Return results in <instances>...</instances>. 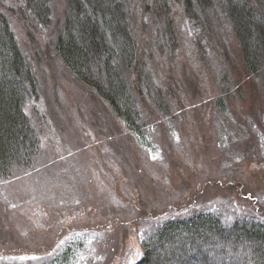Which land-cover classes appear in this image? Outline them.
<instances>
[{
  "label": "trees",
  "instance_id": "trees-1",
  "mask_svg": "<svg viewBox=\"0 0 264 264\" xmlns=\"http://www.w3.org/2000/svg\"><path fill=\"white\" fill-rule=\"evenodd\" d=\"M62 2L64 19L54 36L51 53L81 86L77 89L68 88L70 96L86 89L103 106L105 104L109 115L119 118L124 127L135 133L142 143H147L145 129H153L160 121L167 120L164 117L171 124L169 132L174 129L173 119L176 118V110L179 111L178 97L175 95L172 98L170 93L175 85L181 88V80L169 70L173 55L187 54L189 58L194 55L199 58L193 60L198 61L200 55L204 54L201 48L207 47L211 49L212 56L228 65L232 64L233 58L238 59L241 68L238 77L231 81L230 88L225 74L218 75L217 79L220 86L214 101L226 109L227 100H237V94L244 98L243 84L247 80L264 77V0ZM17 7L25 21L47 28L52 21L53 0H0L1 180L16 177L19 173L28 174L30 172L27 171L33 167L48 164L39 165L46 154V150L42 149L43 139L54 131V122H64L68 118L65 105L60 107L63 114L59 116V105L66 90L61 88L62 97L58 96L55 104L48 103L44 86L46 80L41 76L43 71H39L35 65V55L31 56L19 42L14 20L10 16L18 12ZM179 28L183 34L178 31ZM49 55L44 54L43 59L49 60ZM183 73L186 75V71ZM187 77L191 84L194 83V76ZM258 110V116L264 121V114L256 108ZM153 112L156 114L150 115L146 122L144 117ZM89 122L86 120V123ZM258 123L253 120L256 126L251 129L253 138L264 137V129L258 128ZM263 137L260 139L263 140ZM247 155L249 152L236 154L241 158ZM260 157H263L261 151L255 148L251 160ZM250 162L240 171L234 167L228 171L230 166H224L222 175L227 178L220 181L231 182L232 186L239 183L241 190L250 193L254 184L243 173L250 172L253 164L259 165L258 160H254L252 165ZM212 183L209 175L200 176L192 192L190 190L185 194L195 196L198 193L197 196L201 197L207 188L213 187ZM172 196V200H176L175 195ZM227 202L229 207H236L231 201ZM191 205L177 203L175 208L166 207L162 209L166 210L164 215L153 221H142L145 224L141 227L137 226L138 219L128 225L120 220L118 229L112 234L107 230L116 228L117 224L111 228L108 221L117 217V213L104 210L98 213L101 216L88 217L76 223L75 228H68H74L73 235L61 249L53 251L46 245L53 240L49 236L50 232L66 229L61 226L71 216L66 212L64 214V209L58 207L56 209L60 210L48 213L49 225L46 224L45 228L36 225L33 230L30 229L29 238L33 236L38 239L36 242L33 240L32 245L36 247L31 248L34 250L32 252L21 251L14 255L10 251L14 248H5L24 247L23 242L26 241L19 232L17 235L13 232L3 234L0 264H115L116 255L122 252L125 245V237L122 235L120 241L117 232L124 233L130 227L133 234L142 228L138 236L142 249L136 259L126 264H264V221L259 214L245 208L219 211L213 206L207 209ZM135 208L132 207V210ZM74 209L70 207L67 210ZM96 227L105 232L103 241L99 242L100 238L88 235ZM9 228L7 226L5 229ZM79 232L84 233L83 237ZM8 235L11 240L7 239ZM44 239L48 240L46 244L42 242ZM87 239L93 240L97 246L87 245ZM37 245L39 248L35 251ZM11 256L16 257L13 263L7 261Z\"/></svg>",
  "mask_w": 264,
  "mask_h": 264
},
{
  "label": "rangeland",
  "instance_id": "rangeland-1",
  "mask_svg": "<svg viewBox=\"0 0 264 264\" xmlns=\"http://www.w3.org/2000/svg\"><path fill=\"white\" fill-rule=\"evenodd\" d=\"M17 9L18 12L10 16L14 20L19 42L31 56L35 55V65L44 73L41 76L46 80L44 86L48 103L55 104L58 96L62 97L61 88L66 90L59 105V116L63 114L62 105H65L68 118L64 122H54V131L51 130V134L43 139L42 149L46 150V154L39 165L48 164L33 167L25 175L19 173L16 177L0 178V228H3L0 241L3 234L12 232L15 235L19 232L26 241L23 242L24 247L8 246L6 250L14 248L10 250L14 255L21 251H34L31 249L36 247L32 245L33 240L36 242L38 239L33 236L29 238L30 229L33 230L36 225L43 228L49 225V212L60 210L56 209L58 207L64 209V214L66 212L71 216L61 226L66 229L50 232L49 236L53 240L49 244H46L48 240H42L53 251L61 249L73 235L76 223L91 216L99 217L101 215L98 213L104 210L117 213V217L108 221L111 228L117 224L116 228L107 230L110 234L118 229L120 220L128 225L138 219L137 226L141 227L145 224L142 221H153L164 215L166 210L162 209L175 208L177 203H187L190 207L195 204L207 209L213 206L219 211L245 208L259 214L264 221V139H260L262 135L256 138L251 135V129L256 127L253 120L257 123L259 119L263 120L256 108L264 114V77L247 80L243 84L244 98L237 94V100H227L226 109L214 101L220 86L217 79L218 75L225 74L230 88L231 81L238 77L241 68L238 59L233 58L232 64L228 65L212 56L211 49L207 47L201 48L204 54L200 55L198 61L193 60L199 58L194 55L192 58L187 54L173 55L169 70L181 80V88L175 85L170 93L172 98L175 95L178 97L179 111L176 110V118L173 119L174 129L169 132L171 124L164 117L167 120L160 121L153 129H145L147 145L135 133L127 130L119 118L109 115L105 104L103 106L86 89L70 96L68 88L77 89L81 86L51 53L54 36L64 19L62 0H53L52 21L47 28L25 21L24 16L19 14V7ZM178 31L181 33L183 30L179 28ZM47 53L50 54L49 60H44L43 56ZM185 71L186 75L183 73ZM178 72L183 75H178ZM188 75L195 77L194 83L191 84ZM251 109H254L253 112L248 111ZM154 114L149 113L144 120L147 122L148 117ZM86 120L90 122L86 123ZM261 121L257 127L264 129V121ZM70 128L73 130L70 131ZM80 134H83L82 137ZM219 137L222 141L217 140ZM255 148L261 151L263 157L251 160ZM242 152H249V155L245 158L236 156ZM254 160H258L260 166L253 164L250 172L243 173L254 184L250 193L241 190L239 183L232 186L231 182L220 181L227 178L222 175L224 166H230L228 171L233 167L240 171L249 161L252 165ZM206 175L214 182L213 187L207 188L201 197L197 196L198 193L187 196L185 193L192 192L196 180ZM172 195H175L176 200H172ZM227 201L236 207H229ZM70 207L77 210H67ZM7 226L10 228L5 229ZM71 227L74 228L69 229L71 232L68 233ZM93 229L95 231L91 230L92 234L90 231L88 235L100 238L99 242L106 238L104 231L97 227ZM138 230L133 234L130 227L124 233L117 232L120 241L122 235L125 237V245L122 252L116 255L115 264L130 263L141 253L138 236L142 228ZM83 234L79 232L81 237ZM7 239L11 240L9 235ZM85 242L97 246L91 239ZM38 248L37 245L35 251ZM14 258L11 256L7 261L13 263Z\"/></svg>",
  "mask_w": 264,
  "mask_h": 264
},
{
  "label": "snow or ice",
  "instance_id": "snow-or-ice-1",
  "mask_svg": "<svg viewBox=\"0 0 264 264\" xmlns=\"http://www.w3.org/2000/svg\"><path fill=\"white\" fill-rule=\"evenodd\" d=\"M33 258H35V257H33Z\"/></svg>",
  "mask_w": 264,
  "mask_h": 264
}]
</instances>
